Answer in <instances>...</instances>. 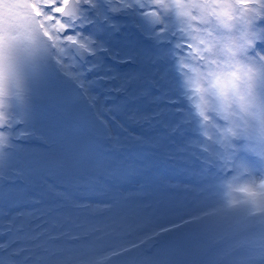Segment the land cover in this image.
<instances>
[{
  "label": "rangeland",
  "instance_id": "rangeland-1",
  "mask_svg": "<svg viewBox=\"0 0 264 264\" xmlns=\"http://www.w3.org/2000/svg\"><path fill=\"white\" fill-rule=\"evenodd\" d=\"M5 2L25 5L29 0H0V15ZM94 3L86 5L84 15L65 21L69 32L78 33L73 40L94 51L88 65L79 64L65 41L7 51L3 85L10 122L3 129L8 135L2 145L8 149L1 151L0 144V176L16 179L0 190L5 201L0 244L7 246L0 248V264L5 257L16 264H142L144 256L150 258L147 264H182L198 259L204 249L212 257L215 249L209 244L219 229L206 219L189 233L197 243L185 259L179 245L162 252L155 238L176 222L224 207L219 182L241 166L248 175L264 173V158L244 139L241 151L228 149L236 164L231 169L220 159L226 154L221 146L204 141L183 94L176 37L157 31L154 14L142 15L146 0ZM14 12L30 27L26 8L8 9L9 15ZM143 38L152 41L150 51ZM256 48L264 52V41ZM103 49L133 63L118 67L103 59ZM148 55L151 67L143 64ZM100 62L101 68L95 67ZM137 76L140 82L133 85L134 79L132 86ZM130 87L147 89L146 96H138L139 105L126 103L139 93ZM117 90H123L121 96ZM258 90L264 97V80ZM172 97L181 102L165 101ZM239 224L234 220L232 228ZM262 245L254 252L257 258L264 256ZM137 246L138 252L119 260ZM18 247L24 250L13 254Z\"/></svg>",
  "mask_w": 264,
  "mask_h": 264
},
{
  "label": "clouds",
  "instance_id": "clouds-1",
  "mask_svg": "<svg viewBox=\"0 0 264 264\" xmlns=\"http://www.w3.org/2000/svg\"><path fill=\"white\" fill-rule=\"evenodd\" d=\"M62 3L83 4L84 0ZM3 7L0 36L7 31L14 37L12 46L64 41L53 21L45 22L54 34L49 38L37 23L41 18L33 16L30 27L22 28L15 12L8 14L9 8L18 7L8 2ZM143 13L154 14L151 19L159 26L158 32L176 37L173 43L183 94L204 141L222 146L244 138L264 158V97L258 90L264 80V53L256 48L264 40L259 26L264 20V0H146ZM67 18H62L66 25ZM7 95L0 86V144L5 143L8 132L3 129L10 122ZM247 172L241 166L219 182L223 202L229 209L247 206L260 213L264 211V173Z\"/></svg>",
  "mask_w": 264,
  "mask_h": 264
},
{
  "label": "trees",
  "instance_id": "trees-1",
  "mask_svg": "<svg viewBox=\"0 0 264 264\" xmlns=\"http://www.w3.org/2000/svg\"><path fill=\"white\" fill-rule=\"evenodd\" d=\"M69 167L71 173H73V167ZM2 203L4 201L0 198V205ZM205 213L196 216L175 230L163 233L155 238L157 245L161 246L160 250L162 252L168 251V249L170 250V246L179 245L180 249L177 252L182 253L185 259L187 257L185 252L197 243V237L191 238L189 233H194L197 230L199 222L202 219H206L219 229L209 244V249H215V255L209 257V250L204 249L202 251L203 254L198 259L189 258L182 264H259V261L261 262L263 258H257L254 252L257 253V248L264 243V211L256 213L247 206L231 209L224 206ZM234 220L240 222L237 228H232ZM207 229V227H204L203 233ZM203 233L201 238L203 237ZM140 248V246H137L129 250L119 260L128 258V256L138 252ZM221 249H224L222 253H220ZM165 256L161 259H164ZM250 257H254V259H250ZM133 260L137 263V258L134 257ZM147 262L150 263V258L147 256L142 257L141 263L147 264Z\"/></svg>",
  "mask_w": 264,
  "mask_h": 264
},
{
  "label": "snow or ice",
  "instance_id": "snow-or-ice-1",
  "mask_svg": "<svg viewBox=\"0 0 264 264\" xmlns=\"http://www.w3.org/2000/svg\"><path fill=\"white\" fill-rule=\"evenodd\" d=\"M84 5H90L92 7H95L94 0H84ZM17 7H24L27 10L30 9L29 12L30 16H35L38 18H41L37 21L41 29L44 31V34L46 36H49V38H54V34L50 33L45 26L46 21H53L54 26L57 28H62L63 36L62 39L66 43H70L78 33L69 32L68 29L70 28L68 25L64 24L63 17L69 16L73 14V8L72 4H65L62 3V0H29V3L25 5H16ZM113 11H117L118 9L113 8ZM86 11V9H84ZM144 13H142L143 15ZM28 25L26 22H23L21 24L22 28H26ZM259 26L264 30V24H259ZM14 39V37H11L10 34L5 31L3 36H0V86L3 87V89L6 91V88L3 85V81L6 80V69H7V51L10 47H12L10 40ZM264 41V40H262ZM261 42V41H260ZM264 53V52H262ZM235 146L232 144H225L222 145L221 148L226 153L225 155L220 156V159L222 162H226L227 166L229 168L232 167L234 164V158L233 155H228V149H232ZM214 155H220L219 153H214ZM238 167L240 165H237ZM18 215H24V213H18ZM207 215V213H205ZM264 247V245H262ZM0 248H7L6 245L0 244ZM24 249L21 247L13 249V254L18 255L21 251ZM264 258V256H262ZM250 259H254V257H250ZM3 264H16V261L10 260L7 257L4 258Z\"/></svg>",
  "mask_w": 264,
  "mask_h": 264
},
{
  "label": "water",
  "instance_id": "water-1",
  "mask_svg": "<svg viewBox=\"0 0 264 264\" xmlns=\"http://www.w3.org/2000/svg\"><path fill=\"white\" fill-rule=\"evenodd\" d=\"M72 8H73V14L76 13V7L74 6V3L72 4ZM71 48L73 49L74 53L81 59L84 58L85 56V50H83L82 48H78L77 44L75 42L71 43Z\"/></svg>",
  "mask_w": 264,
  "mask_h": 264
},
{
  "label": "flooded vegetation",
  "instance_id": "flooded-vegetation-1",
  "mask_svg": "<svg viewBox=\"0 0 264 264\" xmlns=\"http://www.w3.org/2000/svg\"><path fill=\"white\" fill-rule=\"evenodd\" d=\"M108 58H111V54H108ZM126 59H128V58H126Z\"/></svg>",
  "mask_w": 264,
  "mask_h": 264
}]
</instances>
